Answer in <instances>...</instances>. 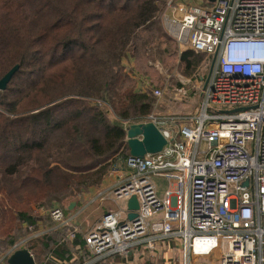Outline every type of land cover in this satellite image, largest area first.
<instances>
[{"label": "built area", "instance_id": "obj_1", "mask_svg": "<svg viewBox=\"0 0 264 264\" xmlns=\"http://www.w3.org/2000/svg\"><path fill=\"white\" fill-rule=\"evenodd\" d=\"M162 18L181 46L206 54L194 86L198 116L153 112L136 122H154L168 144L113 165L112 184L94 200L117 208L109 206L83 234L87 264L118 254L155 255L166 240L181 241V264H199L222 241L228 245L220 264H264V0H169ZM192 91L182 86L173 93L183 100ZM152 93L161 98L164 91ZM157 178L165 181L162 190ZM132 196L138 208L128 207ZM47 213L69 238L80 232L60 203ZM24 243L14 244L9 255Z\"/></svg>", "mask_w": 264, "mask_h": 264}, {"label": "trees", "instance_id": "obj_2", "mask_svg": "<svg viewBox=\"0 0 264 264\" xmlns=\"http://www.w3.org/2000/svg\"><path fill=\"white\" fill-rule=\"evenodd\" d=\"M165 6L164 0H0V79L20 64L0 89L1 248L21 238L10 233L13 219V229L32 226L22 235L31 253L51 250L72 260L63 245L66 227L32 236L31 204L62 202L99 186L130 155L124 123L151 114L156 98L130 84L124 61L138 31ZM181 62L191 77L202 56L184 51ZM73 242L84 245L81 234Z\"/></svg>", "mask_w": 264, "mask_h": 264}, {"label": "rangeland", "instance_id": "obj_3", "mask_svg": "<svg viewBox=\"0 0 264 264\" xmlns=\"http://www.w3.org/2000/svg\"><path fill=\"white\" fill-rule=\"evenodd\" d=\"M166 1L165 9L162 13L153 21V23L149 27L141 28L138 31V35L136 36L134 42L131 45L129 55L130 57L124 61V63H128L130 61L131 67H129L128 72H135V77L130 78V84L134 85L136 88L141 87L144 90L146 88L147 91L152 93L153 89L161 88L164 91V94L161 98H156V104L154 108V113L157 115H161V117L175 115V114H189L188 116L197 117L198 116V107L200 104V95L199 90L195 89V84L197 83V72L194 73L191 77H186L184 71V65L181 62V54L184 51H190L191 49L187 46H181L173 37H171L165 29L162 15L166 11L168 6L169 0ZM189 2V3H207L208 0H173L175 4L177 2ZM193 51V50H192ZM198 53V52H195ZM198 55L202 56L201 66L204 61H207L206 54L198 53ZM131 59V60H129ZM200 66V67H201ZM180 83V85H178ZM185 86L188 90L192 89L193 91L188 95L187 98L183 100L176 99L173 91L177 87ZM140 89V88H138ZM152 112V113H153ZM111 115V113H110ZM204 146V144H203ZM121 160L119 159L113 165H120ZM112 165V167H113ZM111 167V168H112ZM111 168L106 175L104 180L110 182L112 175L110 174ZM156 181L160 185L161 190L165 187V181L161 178H157ZM100 188V187H99ZM97 186V190L93 191L92 193H87L88 197L87 200L93 199L99 191ZM84 193V192H83ZM83 193L78 194L77 198H79L80 202L83 199ZM80 195V196H79ZM75 197H69L67 200L62 202L52 201V204L45 203L46 200H39L35 201L31 204V214L37 217V225L35 226L36 230H32V236H38L42 234H47L43 230L46 229L45 227L41 226L38 221L43 222L47 227H55L56 222L52 219H46L44 221V217L41 216L42 213L47 214V210L53 206L54 202L60 203L62 207L67 208L69 207L68 203L73 200ZM90 201V200H89ZM121 205L124 204V201L120 202ZM80 207L83 209L82 203L79 204ZM114 207L117 206L110 202V201H98L97 203H92V205L87 209H85L84 213H80L82 217H80V223L82 224L83 228L81 231V236L87 232L96 221H98L104 214L107 207ZM83 211V210H82ZM48 215V214H47ZM49 216V215H48ZM51 218V217H50ZM99 218V219H98ZM98 219V220H96ZM47 220L49 221L47 223ZM52 221V222H51ZM79 224L78 222H76ZM15 221L11 219V231L10 233L14 234L17 237H21L18 242L26 241L27 235H24L25 228L27 229L29 224L25 223L24 228L19 230L14 228ZM32 227V226H31ZM29 229V228H28ZM42 231V232H41ZM68 232V231H67ZM48 233H51L50 230ZM54 237V233L51 234ZM64 237L66 236L63 235ZM6 236L3 237L5 239ZM68 240L64 242L65 249H69L70 252L74 253L76 258H81L78 248L75 247L73 238L67 237ZM176 241V251L178 254H174L175 258L168 257L164 258L162 264H181L180 260V246L181 241ZM17 242V243H18ZM26 242L23 244V247H26ZM228 242L222 241L221 246L217 248L210 256L209 259H213L220 255V253L227 247ZM12 246H7L6 248L0 247V264H9V252ZM42 249L40 248L39 251ZM38 250H33V256L36 259L37 264H66L63 261L66 260L68 264H77L79 261L76 259L73 263L70 262L68 259H60L58 256L55 255L51 250H42V252L36 253ZM173 256V257H174ZM136 258V256H135ZM138 258V257H137ZM179 258V259H177ZM82 261V259H80ZM201 264H211L209 261H203ZM161 263V261H160ZM80 264V262H79Z\"/></svg>", "mask_w": 264, "mask_h": 264}, {"label": "crops", "instance_id": "obj_4", "mask_svg": "<svg viewBox=\"0 0 264 264\" xmlns=\"http://www.w3.org/2000/svg\"><path fill=\"white\" fill-rule=\"evenodd\" d=\"M181 2L182 1H179L177 3H181ZM129 60H131V59H129ZM126 65H127L128 69H129V67L132 66V65H130V61H129V64L127 63ZM128 73L133 78L136 75L135 72H133V71L130 72V70H129ZM138 88H140V89H138ZM136 89L140 90V91L144 90L141 87H137ZM111 184H112L111 180H110V182H108L107 180H103V182L98 186V188L100 187L98 190L100 191V190H102V189H104L106 187H109ZM95 189L97 190V186L91 187L88 191H85L83 193L84 197H83L81 202L79 200V198H81V197L77 198L78 197L77 196V197L73 198V200L68 203L69 207L65 208L67 213H69V215L72 213L75 216V222L79 223L78 224L79 227L80 226L82 227V224L80 223V217H82V216H81L80 213H84L85 209H87V207L89 208L92 205V203L95 204V203L98 202V201L94 200V198L93 199H89L90 201L87 200V197H88L87 193H92L93 191H96ZM99 191H97V193ZM80 203H82L81 207H83V209L78 208V207H80L79 206ZM108 208L109 207H107L105 212L108 210ZM47 214H44V213L41 214V216H43L45 218L44 221H46V219H51L50 216H48ZM98 219H96V220H98ZM38 222H39V224L41 226L46 228V229L43 230L44 232H47V231H49L51 229H54V228H59L57 225H55V227H47L45 225L46 223L44 224L43 222H40V221H38ZM48 222L49 221L47 220V223ZM97 222L98 221H96V223ZM82 229L83 228H81V230ZM81 230H80V232L78 234H81V232H82ZM82 238H83V236H82ZM84 245L82 246V245L79 244V245L76 246V248H78V250H79L81 258H76L75 256H73L72 260H70L71 263H73L76 259L80 262V264H87L88 263L87 260L89 259L90 254L86 250L85 251L83 250ZM161 248H162V250L158 254H155V255H154V252H151V251H144L143 253H141V255H139L138 258L137 257L135 258V256L133 254H129V258H125V257H123V256L118 254V255H113V256H111L109 258H106V259H101V261H98V262H95V263L96 264H162L164 258H168V257L175 258L174 254L175 255L178 254L177 251H176V241L175 240H172V241L166 240V241H164L162 243ZM221 253H220L219 256H217V257H215L213 259H209V256H207V257H200V258L197 259V261H198L199 264L202 263L200 261V259L203 260V261L207 260L211 264H220ZM83 257H86V258L83 259ZM80 259H83V261H80ZM177 259H179V258H177ZM160 261H161V263H160ZM79 262L77 264H79ZM64 263L68 264V262H66V260H64Z\"/></svg>", "mask_w": 264, "mask_h": 264}, {"label": "water", "instance_id": "obj_5", "mask_svg": "<svg viewBox=\"0 0 264 264\" xmlns=\"http://www.w3.org/2000/svg\"><path fill=\"white\" fill-rule=\"evenodd\" d=\"M214 2L215 0H209ZM20 64L14 65L1 79L0 89L7 88L14 74L19 70ZM240 108V109H244ZM236 109V110H240ZM127 141L130 155L143 157L147 153H156L161 151L167 144L168 140L154 122L132 123L126 127ZM244 184H248L246 181ZM136 196H132L128 201V207L131 209L138 208ZM130 218L136 216L135 212L130 213ZM9 264H37L35 257L27 247L17 249L8 258Z\"/></svg>", "mask_w": 264, "mask_h": 264}]
</instances>
